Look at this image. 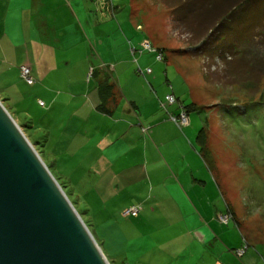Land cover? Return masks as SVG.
Wrapping results in <instances>:
<instances>
[{
    "label": "crops",
    "instance_id": "crops-1",
    "mask_svg": "<svg viewBox=\"0 0 264 264\" xmlns=\"http://www.w3.org/2000/svg\"><path fill=\"white\" fill-rule=\"evenodd\" d=\"M98 5L99 12L88 0H0V37L2 47L6 43L12 53L18 51L20 67L31 66L37 81L55 76L56 71L64 72L70 82L95 78L97 86L88 93L97 103L91 108L95 134L88 127L77 134L67 125L55 147L63 153L75 147L86 157L92 146L94 159L85 168L84 178L94 177L87 192L101 219L117 218L119 223L120 216L125 220L121 226L128 243L137 248L134 257H143L139 261L143 264H264V217L230 200L225 190L228 180L217 176L214 157L204 146L201 150L199 128L191 116L182 129L171 120V115H180L187 106L169 105L164 110L167 96L178 97L161 90L158 79L143 75L140 68L126 67L131 59L120 63L102 58L93 67L86 37L99 40L121 11L114 2L113 7ZM71 13L80 14L84 21L68 32L60 19ZM35 18L40 19L38 25ZM49 19H57L53 27ZM49 50L63 51L66 60L56 62L58 58L50 57ZM81 50L82 58L72 56V51ZM7 73L15 71L5 69L0 77ZM15 74L20 76V68ZM105 84L114 86L109 114L99 111V89ZM9 91L11 87H0L6 97ZM37 94L43 95L44 90ZM59 100L53 101L52 110ZM79 113H73L71 123ZM121 199L127 202L121 204ZM131 207L141 208L139 217L123 218ZM227 214L233 217L228 225L220 221ZM243 248H247L244 255L238 257L236 251Z\"/></svg>",
    "mask_w": 264,
    "mask_h": 264
},
{
    "label": "rangeland",
    "instance_id": "rangeland-1",
    "mask_svg": "<svg viewBox=\"0 0 264 264\" xmlns=\"http://www.w3.org/2000/svg\"><path fill=\"white\" fill-rule=\"evenodd\" d=\"M100 1L88 0V4L96 5L99 12ZM112 2L121 10L113 26L105 27L99 40L90 35L86 37L93 67L102 58L120 63L131 59V64L125 62L126 67L131 66L135 71L151 70V74L143 75L157 78L161 90L178 97L177 104L190 107L195 102L199 110L190 116L199 132L205 133L201 150L204 146L214 157L217 176L228 180L225 185L228 197L237 205L245 206L246 212H261L264 217V0L248 2L241 11H233L228 21L219 20V24L218 19L230 8V4L229 8L224 6L218 13L221 9L217 11L214 6L220 0ZM39 20L33 19L37 25ZM81 20L84 21L80 14L78 17L71 13L70 17L60 19V24L70 32ZM49 21L53 27L57 19ZM115 25L117 30H112ZM108 29L112 31L109 33ZM1 41L0 37V74L5 69L16 73L21 68L20 55L17 50L12 53L6 43L2 47ZM147 44L156 51L145 50ZM132 49L143 50L144 54L134 57ZM81 53L83 50L71 52L76 59L82 58ZM49 54L58 58L56 62L67 57L63 51L49 50ZM161 54L163 61L158 60ZM15 73L0 77V87H11L9 97L0 93V101L65 187L79 215L82 214L93 236L103 246L110 264H143L137 262L143 257H134L137 248L133 247L134 243H128L127 233L121 226L125 220L120 216L119 223L117 218L101 219V212L87 192V184L92 188L94 178H84L85 168L94 159L92 146L86 150L91 155L86 157L75 147L67 153L55 147L67 125L77 134L87 127L95 134L96 120L91 108L95 109L97 103L88 94L97 86L95 78L92 77V83L89 81L92 78L70 82L64 78V72L59 75L56 71L55 76L50 75L44 81L36 80L38 87H30L22 80L21 73L20 76ZM40 89L44 90L43 95L37 94ZM149 89L152 90L150 86ZM58 97L59 103L52 110L53 101ZM39 99L47 107H40ZM78 110L80 113L71 123L73 113ZM113 247L117 249L113 251Z\"/></svg>",
    "mask_w": 264,
    "mask_h": 264
},
{
    "label": "water",
    "instance_id": "water-1",
    "mask_svg": "<svg viewBox=\"0 0 264 264\" xmlns=\"http://www.w3.org/2000/svg\"><path fill=\"white\" fill-rule=\"evenodd\" d=\"M0 264H110L1 101Z\"/></svg>",
    "mask_w": 264,
    "mask_h": 264
},
{
    "label": "built area",
    "instance_id": "built-area-1",
    "mask_svg": "<svg viewBox=\"0 0 264 264\" xmlns=\"http://www.w3.org/2000/svg\"><path fill=\"white\" fill-rule=\"evenodd\" d=\"M99 3L103 7L106 6V5H111L113 7L112 0H101ZM144 49L149 51V52H155L156 51L150 44H147L144 47ZM132 53H133L134 56H136L138 54L143 55L144 51L143 50L138 51L137 49H132ZM158 60L159 61H163L164 60V57H163L162 54L158 56ZM141 72L143 73V71H141ZM151 73H152V71L148 70L147 72H145L143 74H151ZM21 74H22V79L26 82V84H28L30 86H33L35 84V80H34V78L32 76V69H31V67L29 65L23 66L21 68ZM176 103H177L176 97L174 95H169V96L166 97V102L162 103V108L164 110H167L169 105L173 106ZM39 104H40L41 107H45V103L44 102L40 101ZM171 120L182 129V128H184V127H186V126H188L190 124V114L184 109V111L178 116L171 115ZM140 212H141V208L140 207H131V208L126 210V212L124 213V216L125 217H138ZM232 220H233V217H232L231 214L221 215L220 216V221L223 224L228 225ZM246 249L247 248H243L241 250H238L237 251V255L239 257H242L244 255Z\"/></svg>",
    "mask_w": 264,
    "mask_h": 264
},
{
    "label": "trees",
    "instance_id": "trees-1",
    "mask_svg": "<svg viewBox=\"0 0 264 264\" xmlns=\"http://www.w3.org/2000/svg\"><path fill=\"white\" fill-rule=\"evenodd\" d=\"M253 0H220V4H216L214 7H216V9H217V11H218V9H221V8H223L224 6H228V8H229V4H230V8H229V10H228V12H226L225 14H223V16H222V18L221 19H218V24H219V22L220 21H228L229 19H230V17L231 16H233L234 14H233V11L236 13L237 12V10H239V11H241L242 10V8H243V6H245L248 2H252ZM225 9V8H224ZM224 9H221L218 13H220L221 11H223ZM217 13V14H218ZM226 17H225V16ZM225 17V18H224ZM220 20V21H219ZM219 26V25H218ZM26 66V65H25ZM31 67V66H30ZM22 68V67H21ZM21 68H20V73H21ZM32 69V68H31ZM32 76H33V71H32ZM21 77H22V74H21ZM33 78H34V76H33ZM23 80V79H22ZM34 80H35V84L33 85V86H30V85H28V86H30V87H35L36 86V84H37V82H36V79L34 78ZM25 82V81H24ZM26 83V82H25ZM100 93H101V100H102V102H101V105L99 106V111L100 112H105L106 114H109L110 113V111H108V104L110 103V100H112V98L114 99V86H109L108 84H105V85H103V86H100ZM9 99H11V98H9ZM177 99V98H176ZM40 101H42V100H39L38 101V104H39V102ZM42 102H44V101H42ZM45 103V102H44ZM177 103H178V100H177ZM176 103V104H177ZM175 104V105H176ZM39 106H40V104H39ZM41 107V106H40ZM45 107H46V103H45ZM45 107H42V108H45ZM167 110H168V108H167ZM189 114L191 113V112H193V111H198L199 109L197 108V106L195 105V104H192V106H190V107H187L186 109H185ZM27 127H29V125L27 126ZM202 134H204L205 135V133H204V131H202L200 134H199V139H200V141H202V139H203V137H202ZM41 144H43L42 146L44 147L45 146V144L41 141ZM58 148V151L60 152V151H62L63 152V150L61 149H59V147H57ZM54 153H58L57 152V150H55L54 151ZM48 166V165H47ZM49 169H50V171H51V168L49 167ZM51 173L53 174V172L51 171ZM53 176L56 178V180L60 183V181H59V179L53 174ZM60 185L63 187V189H64V191H65V193L67 194V192H66V190H65V187L60 183ZM67 196L69 197V195L67 194ZM69 199H70V197H69ZM71 200V199H70ZM72 202V201H71ZM73 203V202H72ZM73 205L75 206V203H73ZM75 208H76V206H75ZM77 209V208H76ZM126 212V210L123 212V217L124 218H126V219H128V218H138V217H125L124 216V213ZM81 214V213H80ZM140 214H141V212H140ZM139 214V215H140ZM81 216H82V214H81ZM83 217V216H82ZM86 223V222H85ZM87 224V223H86ZM87 226H88V224H87ZM89 227V226H88ZM89 229H91V228H89ZM91 231V230H90ZM98 241V240H97ZM98 243H99V245H100V247L103 249V246L101 245V243L98 241ZM114 248V250L113 251H115L117 248H115V247H113ZM112 248V249H113ZM103 252H104V254L106 255V257L108 258V260L110 261V259H109V257L107 256V254L105 253V251H104V249H103ZM236 253H237V251H236ZM237 255V254H236ZM238 256V255H237ZM239 257V256H238ZM111 262V261H110ZM138 263H139V261H137Z\"/></svg>",
    "mask_w": 264,
    "mask_h": 264
}]
</instances>
